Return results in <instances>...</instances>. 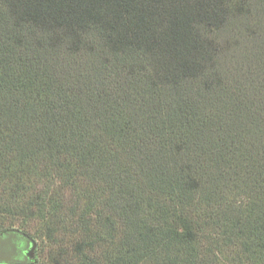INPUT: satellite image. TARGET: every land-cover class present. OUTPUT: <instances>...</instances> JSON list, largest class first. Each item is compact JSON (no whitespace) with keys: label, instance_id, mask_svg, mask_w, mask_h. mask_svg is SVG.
Masks as SVG:
<instances>
[{"label":"trees","instance_id":"obj_1","mask_svg":"<svg viewBox=\"0 0 264 264\" xmlns=\"http://www.w3.org/2000/svg\"><path fill=\"white\" fill-rule=\"evenodd\" d=\"M261 21L264 0H0V214L77 226L78 264H264Z\"/></svg>","mask_w":264,"mask_h":264},{"label":"rangeland","instance_id":"obj_2","mask_svg":"<svg viewBox=\"0 0 264 264\" xmlns=\"http://www.w3.org/2000/svg\"><path fill=\"white\" fill-rule=\"evenodd\" d=\"M253 22L254 19H251V21L249 22V26L251 24L254 26ZM263 22L264 21H261V24H263ZM256 36L257 34L255 33V30L254 31L252 30V32L246 39H241V41L237 42V45H242V44L244 45V42L246 43L245 46L249 47V52L251 53L250 54L251 57H253L252 55L259 56L260 53L258 46L260 42H257L258 44L254 42V38ZM234 49L235 47H232L230 49L231 57L233 56V53H236ZM254 60L256 61L257 58ZM234 61L238 62L237 59H235ZM58 183L59 182H56V185ZM62 192L65 193V200L67 205L70 199L68 198V196L70 195L69 188L59 189V193L62 194ZM60 194H58L57 196L60 197L61 196ZM76 199L79 200V198ZM80 210H81V206L79 205V209L77 210L78 217L79 215L82 214L79 212ZM75 221H78V219L75 218ZM76 225H78V223ZM22 227H28L29 229L32 230V232L35 231L36 233L35 235L34 234L31 235V238L36 245V251L34 252L33 255V257H35V261L31 264H78L73 249L76 242L78 241L82 242L84 240V236L81 230L77 228V226L72 228L66 227L67 229L64 231L63 229H60L58 225H56V228L54 226L52 227L55 230L53 234L48 235L46 234L45 231V222L42 219H37V218L25 219L24 217L21 216L15 217L13 215L5 216L0 214V229L2 230L13 229L23 232Z\"/></svg>","mask_w":264,"mask_h":264},{"label":"water","instance_id":"obj_3","mask_svg":"<svg viewBox=\"0 0 264 264\" xmlns=\"http://www.w3.org/2000/svg\"><path fill=\"white\" fill-rule=\"evenodd\" d=\"M25 235L23 233H16L15 231H7L0 235V264H27L22 263L18 258L22 255L19 244L24 241Z\"/></svg>","mask_w":264,"mask_h":264},{"label":"flooded vegetation","instance_id":"obj_4","mask_svg":"<svg viewBox=\"0 0 264 264\" xmlns=\"http://www.w3.org/2000/svg\"><path fill=\"white\" fill-rule=\"evenodd\" d=\"M7 231H15L16 233H23L18 230L9 229V230L0 232V235H3ZM24 235H25L24 241L18 245L19 248L22 247L20 250V253L22 256L18 259L22 261V263L31 264L35 261V257H33V255H34V252L36 251V245L30 236L26 234Z\"/></svg>","mask_w":264,"mask_h":264}]
</instances>
